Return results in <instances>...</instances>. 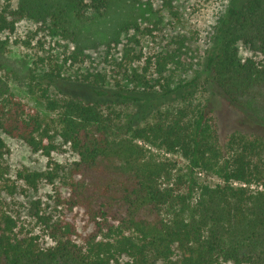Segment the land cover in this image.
<instances>
[{"label":"trees","instance_id":"16d2710c","mask_svg":"<svg viewBox=\"0 0 264 264\" xmlns=\"http://www.w3.org/2000/svg\"><path fill=\"white\" fill-rule=\"evenodd\" d=\"M165 1L171 6L172 0ZM10 2L0 0V35L15 33L17 24L27 20L38 32L74 44L75 59L104 38H110L104 43L110 47L123 33L144 32L136 15L142 0H19L16 8ZM211 40L206 83L238 106L264 87V0L230 6ZM7 44L0 40V133L50 156L54 137L40 115L16 98L2 74ZM241 48L251 56L243 58ZM156 66L158 79L147 81L135 72L133 79L150 91L159 88L163 98L195 83L176 77L178 70L193 68L184 50L157 57ZM91 78L94 99L63 92L50 75L40 90L45 109L57 118L56 138L78 156L65 185L69 195L59 197L60 204L82 210L93 230L78 243L74 224L45 220L54 245L42 247L38 237L18 231L14 217L0 214V264H264V163L255 162L264 150L262 141L231 136L220 146L203 110L191 112L192 118L187 109L124 115L115 108L140 109L144 98L111 95L101 87V74ZM113 97L119 100L113 102ZM138 142L179 153L188 162L187 172L160 161ZM8 153L0 137V160ZM202 172L221 183L198 184L196 175ZM20 177L34 185L44 178L52 182L53 175ZM253 185L263 190L252 191Z\"/></svg>","mask_w":264,"mask_h":264},{"label":"rangeland","instance_id":"374dc122","mask_svg":"<svg viewBox=\"0 0 264 264\" xmlns=\"http://www.w3.org/2000/svg\"><path fill=\"white\" fill-rule=\"evenodd\" d=\"M244 1L172 0L169 6L165 0H142L136 15L144 32L123 33L119 41L110 47L104 44L110 38H104L95 47L86 50L84 57L77 59L74 44L38 32V26L27 20L17 24L15 33L1 34L0 40L8 42L4 54L7 70L2 74L16 98L29 111L40 115L49 134L54 137L56 149L50 156L42 152L34 153L23 142L0 133L9 150L8 155L0 160V214L14 217L18 222V231L23 236L38 237L42 247L54 245L49 238L45 220L50 223L67 221L74 224L79 234L78 243H81L82 236L93 230L82 210L70 211L60 204V200L69 195L65 185L78 156L69 145L56 138L57 118L45 109L41 98L40 88H46L48 82L47 79L42 81L45 75L59 80L60 90L67 94L94 99V89L87 79L93 80L92 75L101 74L105 78L101 87L111 95L135 94L144 98L140 109L132 105L130 108L125 105L115 108L124 115L156 110L177 114L178 110L187 109L192 118L191 112L203 110L217 131L220 146H224L231 136L243 137L245 140L257 138L264 144V87L254 89L238 106H234L222 97L214 84L206 83L207 75L204 72L208 55L214 48L211 40L214 27L230 6H239ZM18 2L11 0V7L16 8ZM147 28L151 30L150 33L145 31ZM176 49L187 52L188 62L193 66L188 73L181 70L176 72V77L185 78L186 83L195 81L190 88L170 98H163L159 88L150 91L133 79L134 72L141 74L147 81L158 79L157 57ZM240 54L243 58L251 56L242 48ZM168 68L172 69L173 64ZM190 91L194 93L189 100ZM144 92L147 97L142 94ZM184 94L188 98L186 102L181 99ZM116 100L119 99L113 97V102ZM49 142L45 140L46 144ZM138 143L160 161H171L175 163L176 169L182 173L187 172L188 162L179 153H167L143 142ZM260 153L261 157L255 159V162L264 163V150ZM29 173H51L52 182L44 178L32 185L20 177L21 174L25 176ZM196 178L200 185L215 186L221 183L214 174L197 173ZM234 185L246 187L240 183ZM250 188L252 191L263 190L256 185Z\"/></svg>","mask_w":264,"mask_h":264}]
</instances>
